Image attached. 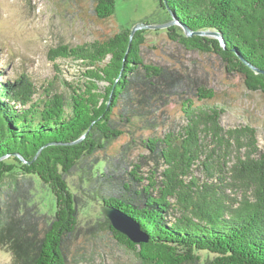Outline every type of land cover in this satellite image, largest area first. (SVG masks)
I'll return each instance as SVG.
<instances>
[{
  "label": "trees",
  "instance_id": "1",
  "mask_svg": "<svg viewBox=\"0 0 264 264\" xmlns=\"http://www.w3.org/2000/svg\"><path fill=\"white\" fill-rule=\"evenodd\" d=\"M159 4L194 31H218L225 46L214 37L187 36L177 25L166 28L170 40L212 54L248 90L264 94V73L239 58L264 70V0ZM92 7L104 19L113 15L115 0H92ZM143 31L130 37L123 28L86 44L51 48L50 59L71 55L89 66L82 87L71 86L68 97L44 89L35 98L23 75L0 82V246L11 251L12 264H70L67 245H78L80 197L114 206L140 225L148 236L140 244L101 214L88 229L90 237L111 234L139 264H264V151L256 129L223 128L221 108L192 99H211L212 88L184 80L173 67L144 62ZM171 97L179 99L187 123L158 137L143 134L164 128L159 115ZM144 150L163 163L160 180L151 171L146 184L138 163L126 167ZM197 164L201 178L193 173ZM19 177L49 191L48 208L38 211L41 223L29 207L45 197L21 198Z\"/></svg>",
  "mask_w": 264,
  "mask_h": 264
},
{
  "label": "rangeland",
  "instance_id": "2",
  "mask_svg": "<svg viewBox=\"0 0 264 264\" xmlns=\"http://www.w3.org/2000/svg\"><path fill=\"white\" fill-rule=\"evenodd\" d=\"M92 9V0H0V82L23 75L34 85L35 98L44 96V89L68 97L71 86L82 87L86 80L85 71L89 66L71 55L50 59L48 53L51 48L59 45H82L112 35L123 28L131 30L139 24L161 25L170 19L166 8L160 6L159 0H115L113 15L104 19L97 18ZM142 29L145 39L140 53L143 61L167 65L170 70L173 67L183 74L184 80L187 76L197 84L212 88L214 97L204 101H197L192 97L195 104L221 108L220 124L225 129L245 124L253 126L256 129L258 147L264 151V94L248 90L240 75L226 73L223 65L212 54L185 49L176 41L170 40L165 27ZM103 85V82L98 83L99 87ZM159 118L165 123L164 128H158L153 133L144 131L143 134L158 137L170 129H175L176 132L187 123L176 97L167 101ZM140 156L126 160L127 170H131L136 162L143 176L142 184L148 182L147 176H150L151 171L155 172V179L160 180L163 163L158 154L144 150ZM193 173L199 178L203 177L199 164L194 166ZM75 178L74 173L67 177L70 186ZM24 184L19 177L18 187L23 191L21 198H29L32 193L36 200L45 197L41 204L35 203L29 207L41 223L44 218L38 211L48 208L49 191L41 184L36 185L33 180L25 186ZM35 186H38L37 190ZM78 200V245H67V262L139 264L134 253L111 234L89 236V230H93V226L99 221L101 204L90 203L83 197ZM201 254L203 258L205 253ZM12 262L11 251L0 246V264Z\"/></svg>",
  "mask_w": 264,
  "mask_h": 264
},
{
  "label": "water",
  "instance_id": "3",
  "mask_svg": "<svg viewBox=\"0 0 264 264\" xmlns=\"http://www.w3.org/2000/svg\"><path fill=\"white\" fill-rule=\"evenodd\" d=\"M166 10L170 15V19L167 22L161 25H149V24L136 25L130 30V37L138 29H142V28H154L155 29V28H164V27L166 29L169 26L177 25L182 29L183 33L187 36L197 34L201 36L214 37L219 41L222 47L225 46L223 37L218 31L216 30L194 31L190 29L187 25L180 22L167 6H166ZM239 58L242 60V62H244L247 66H249L253 71L264 73L263 69H259L255 67L254 65L246 61L241 56H239ZM99 210H100V213L103 214L105 218H107L112 228L116 229V231L125 235L131 242L135 244H140V243L147 241L148 239L147 234L143 231V229L141 230L140 225L132 217H130V215H127L120 209L114 206L108 205V204H101L99 206Z\"/></svg>",
  "mask_w": 264,
  "mask_h": 264
}]
</instances>
